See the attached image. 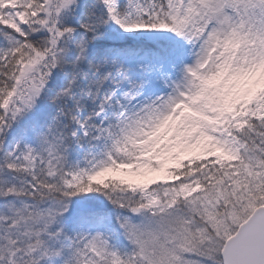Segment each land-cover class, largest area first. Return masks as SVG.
<instances>
[{
    "label": "snow or ice",
    "instance_id": "snow-or-ice-1",
    "mask_svg": "<svg viewBox=\"0 0 264 264\" xmlns=\"http://www.w3.org/2000/svg\"><path fill=\"white\" fill-rule=\"evenodd\" d=\"M0 264H264V0H0Z\"/></svg>",
    "mask_w": 264,
    "mask_h": 264
},
{
    "label": "rangeland",
    "instance_id": "rangeland-1",
    "mask_svg": "<svg viewBox=\"0 0 264 264\" xmlns=\"http://www.w3.org/2000/svg\"><path fill=\"white\" fill-rule=\"evenodd\" d=\"M181 159H187L186 156H182ZM166 168H176L178 167L174 161L169 160L166 165ZM108 179L124 180L128 183H134L138 185H145L146 187L153 186V182H173L174 177L166 172H157L151 169H140L137 170L135 175L126 174L121 171L118 173H108L104 177L99 178L101 182Z\"/></svg>",
    "mask_w": 264,
    "mask_h": 264
}]
</instances>
